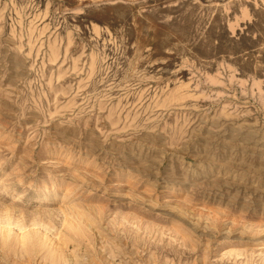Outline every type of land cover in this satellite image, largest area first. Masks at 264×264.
Masks as SVG:
<instances>
[{
  "label": "rangeland",
  "instance_id": "374dc122",
  "mask_svg": "<svg viewBox=\"0 0 264 264\" xmlns=\"http://www.w3.org/2000/svg\"><path fill=\"white\" fill-rule=\"evenodd\" d=\"M55 242L264 264V0H0V264Z\"/></svg>",
  "mask_w": 264,
  "mask_h": 264
},
{
  "label": "bare ground",
  "instance_id": "6f19581e",
  "mask_svg": "<svg viewBox=\"0 0 264 264\" xmlns=\"http://www.w3.org/2000/svg\"><path fill=\"white\" fill-rule=\"evenodd\" d=\"M64 209V208H63ZM7 213V212H6ZM72 213V212H71ZM7 215H8V213H7ZM80 216V215H79ZM66 218V217H65ZM80 218H81V216H80ZM70 219V218H69ZM80 220V219H79ZM83 221V223H84V220H82ZM87 221V220H86ZM7 223V222H6ZM86 224H88V223H86ZM4 225V224H3ZM9 225V224H8ZM88 226H89V224H88ZM75 227V226H74ZM3 230V229H2ZM9 231V230H8ZM22 231V230H21ZM2 234H3V231L1 232ZM4 234H6V233H4ZM3 234V235H4ZM8 234V233H7ZM2 235V236H3ZM5 236V235H4ZM25 238H26V236L23 234V233H21V234H18V236L16 237V242L18 243V244H21V246L24 244V240H25ZM56 238V237H55ZM58 242V241H57ZM60 244L59 243H51L50 245H49V249H50V254H51V256H54L59 262L60 261H64V262H62L63 264H66L67 263V261H68V256L66 255V254H64L63 253V251L65 250H62V248L59 246ZM24 247V246H23ZM231 252V251H230ZM234 253V252H233ZM236 254V253H235ZM53 257V258H54ZM66 262V263H65ZM56 264H58V263H56ZM60 264H61V262H60Z\"/></svg>",
  "mask_w": 264,
  "mask_h": 264
}]
</instances>
